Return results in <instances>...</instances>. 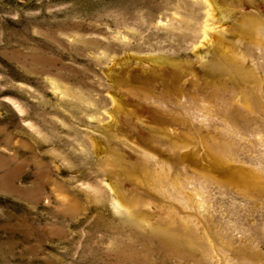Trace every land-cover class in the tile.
<instances>
[{
    "label": "rangeland",
    "instance_id": "obj_1",
    "mask_svg": "<svg viewBox=\"0 0 264 264\" xmlns=\"http://www.w3.org/2000/svg\"><path fill=\"white\" fill-rule=\"evenodd\" d=\"M168 2L0 0V63L9 61L0 64V149L7 146L32 159L23 171L6 159L0 163V264H176L177 254L199 256L191 252L196 244L206 252L202 264H264V149L233 135V130L247 132L264 122V25L233 9L243 5L264 15V0H216L229 30L220 43L231 41L233 51L246 59L217 58L197 79L211 90L218 88L225 97L219 99L249 110L245 122L197 124L205 137L227 136L224 151L231 158L227 165L215 161L209 143L197 139L204 152L198 148L192 155H200L215 177L230 174L227 185H204L213 198L205 201L211 206L197 219L198 227L178 213V198L167 191L153 198L149 211L130 184L122 189L125 201L106 179H77L73 171L68 153L85 151V140L95 144V129L80 124L71 111L94 106L77 82V69L85 67L81 61L111 65L116 53H123L113 79L127 88L138 85L137 78L172 74L162 57L159 67L145 69L148 58L139 55L171 47L168 41L176 34L166 30L172 26ZM203 16L202 30L215 31L209 22L215 19L212 9ZM220 50L217 46L209 54L219 57ZM215 115L222 122L217 108ZM84 116L89 122L101 120L98 113ZM141 229L144 234L138 233ZM169 232L173 239L166 249Z\"/></svg>",
    "mask_w": 264,
    "mask_h": 264
},
{
    "label": "clouds",
    "instance_id": "obj_2",
    "mask_svg": "<svg viewBox=\"0 0 264 264\" xmlns=\"http://www.w3.org/2000/svg\"><path fill=\"white\" fill-rule=\"evenodd\" d=\"M206 8L213 11L215 19L209 22L215 24V31L202 30L203 13ZM166 10L167 18L172 21L171 28L166 30L176 34L168 41L171 47L165 48L163 52L148 51L140 52L139 55L148 58V62L144 64L145 69L159 67L162 57L164 63L174 73L175 90L165 98L149 90L137 89L134 90V95L126 91L125 89L131 88L122 87L113 79V69L119 67L117 61L123 53L118 55L114 51L116 57L111 65H96L91 61L82 60L81 63L85 67L77 69V82L87 90L89 98L94 101V106L74 108L71 111L80 124L95 129L94 134L90 133L95 144L85 140V151L79 154L68 153V156L73 161V171L77 179L94 180L102 177L112 184L125 201L129 200L124 198L126 191L122 189L126 183L130 184L132 188L139 189L135 199L146 205L149 211L153 210V198L161 191H167L174 198H178L176 203L178 213L188 215L193 227L196 228L197 219L211 206L210 204L206 206L205 201L213 198L210 188L206 189L204 185L211 186L216 183L215 176L205 167L201 156L192 155L198 148L203 154L204 146L200 141L177 131L175 127L166 129L168 144L165 147L154 145L147 139L148 134L154 130L150 117L156 110H178L190 118L191 123L205 128L212 122L222 123L215 115L216 102L206 94H195L192 91V81L206 73L208 66L217 58L241 61L246 58L238 50L233 51L231 41L226 44L220 43L225 40L229 30L224 24L226 17L220 15L221 9L216 0H171L167 3ZM233 10L250 16L257 25H264V15H257L243 5ZM173 13L179 15L173 18ZM152 27H155V22ZM217 46L221 49L219 57L210 55L209 50ZM257 51H260L259 47ZM8 63L9 61L4 59L0 64ZM252 63L255 65V61ZM12 67L14 68L13 65ZM14 70L19 75H24L15 68ZM6 75L11 76V73L7 72ZM35 83L40 86L38 78L35 79ZM134 104L143 110H134L132 106ZM85 112L98 113L101 120L89 122L84 116ZM69 122L72 123L71 120ZM233 135L250 146L264 149V125L254 126L247 132L233 130ZM15 152L18 151L14 149L13 152H9L7 146L0 149V153L4 154L0 157V163L6 159L9 165L23 171L32 163V159L28 153L15 155ZM146 153L148 155H145ZM74 194L84 200L79 193L70 192L69 196ZM43 197L44 194H41L40 198ZM202 201L203 208L200 206ZM204 239L207 241V237ZM191 252L200 255L193 259L186 253H180L173 259L176 264H202L206 256L205 249L196 244L192 246Z\"/></svg>",
    "mask_w": 264,
    "mask_h": 264
},
{
    "label": "bare ground",
    "instance_id": "obj_3",
    "mask_svg": "<svg viewBox=\"0 0 264 264\" xmlns=\"http://www.w3.org/2000/svg\"><path fill=\"white\" fill-rule=\"evenodd\" d=\"M210 26H206L205 28H208ZM211 30V28H208ZM206 29V30H208ZM136 81L140 82L138 85H135L133 87H129L131 89L130 92L134 94V90L140 89V90H149L155 93L160 94L162 98L168 97L174 90H175V77L174 73L169 74V76L161 75L156 77H142L141 79H136ZM203 82V80H201ZM202 83L196 78L192 81V91L199 95L201 93L206 94L208 97L212 98L216 102V108L218 109L219 113L221 114L222 123L226 126L228 124H236L240 122H245L247 120V111L249 108H238L235 105L236 101L230 99L228 100H222L219 99V95L223 96V93H217V89L211 90L207 88V85ZM133 89V90H132ZM200 90V91H198ZM225 98V97H224ZM225 102L227 106L221 105V102ZM134 110L136 111H142L143 109L138 105H133ZM219 106H224L226 109H222ZM238 106V105H237ZM151 120L154 121L156 125L153 127V132L149 138H147L151 143L156 145V143L168 144V134L166 132V129L169 127H175L177 131L184 133L186 136L193 138V140H197L198 138L203 139V141L208 144V147H211V150H209V153L211 154L212 159L218 162H224L228 163V161H231V158L228 155H226V152L224 151L225 147H228V139L227 136H220L216 134H212L210 136H203L202 132L200 131V127L197 126V124L191 123L190 118L185 117L182 113H180L178 110H169V111H161L156 110L151 115ZM249 123H259L258 121H253ZM153 124V123H152ZM261 125H264V122H260ZM151 133V132H150ZM208 137V138H207ZM230 142V141H229ZM205 144V145H206ZM236 144V143H235ZM233 145V144H232ZM158 146V145H156ZM226 160V161H224ZM214 163V162H213ZM215 164V163H214ZM214 167V166H213ZM229 171V170H228ZM216 183L227 185V183H230V174H223V177H215ZM224 178V179H223ZM223 182V183H221ZM227 182V183H226ZM155 230V229H154ZM159 231V230H156ZM138 233L144 234L145 232L141 229L138 231ZM156 232H153V234ZM158 233V232H157ZM137 234V232H136ZM148 233H146L147 235ZM152 234V232H151ZM167 242L164 243V248L170 249L171 246L169 245V242L173 239V233L169 232L166 233Z\"/></svg>",
    "mask_w": 264,
    "mask_h": 264
}]
</instances>
